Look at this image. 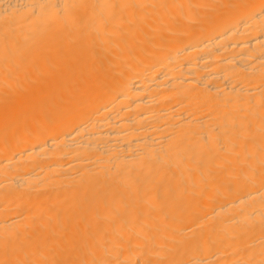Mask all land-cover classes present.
<instances>
[{
	"label": "bare ground",
	"instance_id": "1",
	"mask_svg": "<svg viewBox=\"0 0 264 264\" xmlns=\"http://www.w3.org/2000/svg\"><path fill=\"white\" fill-rule=\"evenodd\" d=\"M0 264H264V0H0Z\"/></svg>",
	"mask_w": 264,
	"mask_h": 264
}]
</instances>
